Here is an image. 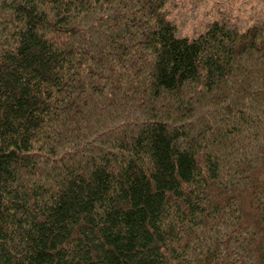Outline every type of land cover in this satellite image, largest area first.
I'll return each mask as SVG.
<instances>
[{"label":"trees","instance_id":"obj_1","mask_svg":"<svg viewBox=\"0 0 264 264\" xmlns=\"http://www.w3.org/2000/svg\"><path fill=\"white\" fill-rule=\"evenodd\" d=\"M173 1L0 0V264H264V19Z\"/></svg>","mask_w":264,"mask_h":264},{"label":"rangeland","instance_id":"obj_2","mask_svg":"<svg viewBox=\"0 0 264 264\" xmlns=\"http://www.w3.org/2000/svg\"><path fill=\"white\" fill-rule=\"evenodd\" d=\"M168 12L176 34L192 38L222 14L246 22L264 19V0H174Z\"/></svg>","mask_w":264,"mask_h":264}]
</instances>
